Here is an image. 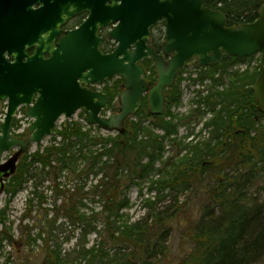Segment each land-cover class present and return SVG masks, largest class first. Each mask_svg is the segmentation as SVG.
Here are the masks:
<instances>
[{
  "label": "trees",
  "instance_id": "1",
  "mask_svg": "<svg viewBox=\"0 0 264 264\" xmlns=\"http://www.w3.org/2000/svg\"><path fill=\"white\" fill-rule=\"evenodd\" d=\"M204 1L206 7L227 14L230 27L254 23L264 5V0ZM163 40L161 31L152 45L159 51ZM254 58L224 55L215 66L195 64L194 83L208 80L211 85L198 92L195 109L177 123L169 106L179 104L186 69L165 92L166 110L153 115L146 96L124 134L104 133L75 120L62 124L47 146L21 158L7 180L9 198L0 209V254L7 246L13 249L15 242L12 226L6 225L9 205L29 189L17 225L28 248L21 264H264V206L253 193L264 184V115L253 93L260 71L248 67L228 72ZM143 65L147 80L155 85V63L147 60ZM225 79V90H215ZM122 83L118 78L104 89L110 110H120ZM202 108L214 113L203 123L211 137L171 140L178 127L202 123ZM149 120L154 126L146 125ZM167 145L176 152L163 159ZM134 188L146 209L135 221L128 213Z\"/></svg>",
  "mask_w": 264,
  "mask_h": 264
},
{
  "label": "water",
  "instance_id": "2",
  "mask_svg": "<svg viewBox=\"0 0 264 264\" xmlns=\"http://www.w3.org/2000/svg\"><path fill=\"white\" fill-rule=\"evenodd\" d=\"M84 13L87 18L78 28H66ZM227 20V14L206 7L204 0H0V101L8 102L0 124V156L18 150L0 166V195L19 159L32 145L53 137L61 117L71 119L83 111L89 125L124 134L146 95L151 112L163 113L165 90L191 60L209 67L224 55H260L253 93L264 115V5L254 23L229 27ZM160 21L165 22V41L158 53L150 43ZM111 25L116 26L108 39L117 46L106 53L101 30ZM149 59L158 72L153 87L142 65ZM116 77L123 78L121 109L105 117L109 97L90 86ZM21 107L33 120L27 140L12 134Z\"/></svg>",
  "mask_w": 264,
  "mask_h": 264
},
{
  "label": "rangeland",
  "instance_id": "3",
  "mask_svg": "<svg viewBox=\"0 0 264 264\" xmlns=\"http://www.w3.org/2000/svg\"><path fill=\"white\" fill-rule=\"evenodd\" d=\"M161 31L162 32L165 31L164 26H161L160 29L155 30V36L161 33ZM260 59H261V56L256 55L255 58L251 62H246L236 67L230 68L228 72L231 73L235 70H240L241 72H243L248 67L251 71H253L256 67H259ZM195 64H196L195 62H192L189 65L188 69L185 70L184 74L181 77L182 81H181V84L179 85V88H180L182 96L180 98L179 104L172 105V106L167 105L169 106V111L171 115L174 116L172 118H174L175 123H177L180 118L181 119L185 118L189 114V112H191L192 109L193 110L195 109L194 108L195 105H193L192 103L193 99L196 98V96L199 94L198 93L199 91L201 92L205 91L207 86L211 85L210 81L208 80H206L204 83L200 81H195L194 83V79L198 78V72L196 69L197 64L196 65ZM147 77H148V74L146 75V80H147ZM115 80H117V78ZM227 83H229V80L225 79V83L223 85H217L215 87V90H219V91L225 90ZM121 91H123V89H121ZM203 96H206V95H203ZM202 109L203 111H206V114L204 116L205 118L202 121V123H205L207 120H209L213 116L214 113L210 111L208 112L206 108H202ZM115 110L116 111L110 110L109 113L105 115L119 112V110L117 109ZM6 112L7 111L5 110L4 105L0 103V123L4 121ZM17 118L18 119L14 121V124L17 123V126L13 128L14 135H16L17 137L24 138V139H29L30 137L29 127L31 126L33 120L28 118L24 111H21L18 114ZM72 120L79 121V122L81 121L80 124L84 127L89 126L85 122V115L84 117H82L80 115V112H78L74 116V118H72ZM66 121L67 119L65 118L60 119V121L58 122V127L61 128V125L64 124ZM202 123L201 125L199 124L197 126L194 123H192L190 125L178 127V134H176L175 136H171V140H175L177 138H182V139L185 138L186 142H192V141L197 142L201 139L208 140L211 137V131L206 130L205 127L202 125ZM146 125L154 126V123H152V121L149 120L147 121ZM154 133L157 135L159 134L160 136L163 135V131L160 129H154ZM111 134L115 135L116 133H111ZM171 140L169 139L170 142H172ZM49 142H51L50 138L45 139L43 143H41V145L43 147L47 146ZM37 148L38 146L36 145L31 147L28 153H33ZM14 152L15 151H12L11 153H7L1 156L0 165L6 162L10 158V156L14 154ZM175 152H176L175 149H173L170 145H167L166 152H165L163 159H168L172 157ZM159 166L160 164L157 163L156 167L159 168ZM148 187H149L148 184L143 185L144 193L148 192ZM28 192H29V189L23 190L22 192H20L9 205L7 218H6L7 220L6 225L9 227L12 226L10 227V229L12 230V233L15 237V242L13 244L14 245L13 249L11 246H7L2 251V253L0 254V264H4V260L7 257H9V254H11V256H10V262L8 264H21V259H24V257L27 254L28 248L24 246L25 245L24 241L20 238V229L17 225H19L21 216L24 213ZM253 193H258L256 195L260 203L264 206V184L260 183L259 187L254 188ZM152 196H154V194L147 195V197H152ZM130 197H131L132 206H131V209L128 211V213L131 219L135 221V220L142 218V216L145 214L146 209H145V204L143 201L144 198L139 196L138 188H134L131 191ZM8 198L9 197L6 194H2L0 196V209H3L6 206ZM26 223H28V221H25L24 224ZM15 252H18V254L16 255Z\"/></svg>",
  "mask_w": 264,
  "mask_h": 264
},
{
  "label": "flooded vegetation",
  "instance_id": "4",
  "mask_svg": "<svg viewBox=\"0 0 264 264\" xmlns=\"http://www.w3.org/2000/svg\"><path fill=\"white\" fill-rule=\"evenodd\" d=\"M87 15H88L87 13H84L83 15H80V16H78V17H75L74 19H72V21H70V22L67 24L66 28H67V29H75V28H78V27L83 23V22L78 23V22H79L78 20H80L81 18H83V20H84V19L86 18ZM83 20H81V21H83ZM161 26H164V22H163V21L160 22L158 25H156V26L154 27V31L160 29ZM114 27H115V26H109V27H107V28H104V29L101 31L102 36L105 38V43H106V40H108V32H109L111 29H113ZM108 41H109V40H108ZM114 48H115V44H114V43H111L110 46H109V48H108V51H112V49H114ZM159 51H160V50H159ZM167 101H168V99H167Z\"/></svg>",
  "mask_w": 264,
  "mask_h": 264
}]
</instances>
